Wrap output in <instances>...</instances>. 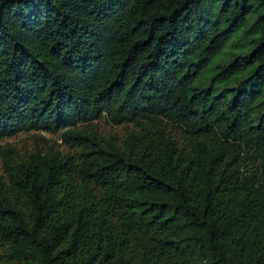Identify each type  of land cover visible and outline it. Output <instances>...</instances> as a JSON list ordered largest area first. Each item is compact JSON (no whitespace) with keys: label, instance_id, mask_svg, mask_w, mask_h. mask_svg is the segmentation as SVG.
Listing matches in <instances>:
<instances>
[{"label":"trees","instance_id":"16d2710c","mask_svg":"<svg viewBox=\"0 0 264 264\" xmlns=\"http://www.w3.org/2000/svg\"><path fill=\"white\" fill-rule=\"evenodd\" d=\"M58 130L0 177L8 261L264 264V0H0V140Z\"/></svg>","mask_w":264,"mask_h":264},{"label":"rangeland","instance_id":"374dc122","mask_svg":"<svg viewBox=\"0 0 264 264\" xmlns=\"http://www.w3.org/2000/svg\"><path fill=\"white\" fill-rule=\"evenodd\" d=\"M146 123L145 120L142 122L135 120L113 124L102 114L91 123L80 124L79 129L86 131L95 130L97 136L103 142L110 140L112 137L121 141L129 132H139L140 128L145 126ZM162 126L178 143L184 141L186 134L182 128L165 120L162 121ZM62 132L63 130L56 132L24 131L0 140V177L7 179V167L22 161L29 153L37 149L43 152L53 151L62 155H71L78 161L77 153L79 147L69 146L63 141L61 138ZM248 162L247 159L242 162L241 169H244ZM7 251V244L0 240V264H34L28 260L8 261L6 257Z\"/></svg>","mask_w":264,"mask_h":264}]
</instances>
